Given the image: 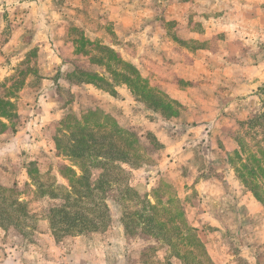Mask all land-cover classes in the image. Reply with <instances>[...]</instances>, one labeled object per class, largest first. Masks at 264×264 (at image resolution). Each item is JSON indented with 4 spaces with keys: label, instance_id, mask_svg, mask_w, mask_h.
Segmentation results:
<instances>
[{
    "label": "rangeland",
    "instance_id": "374dc122",
    "mask_svg": "<svg viewBox=\"0 0 264 264\" xmlns=\"http://www.w3.org/2000/svg\"><path fill=\"white\" fill-rule=\"evenodd\" d=\"M0 83L17 113L0 186L26 202L0 213V264H264V205L235 153L264 148V0H0ZM83 166L105 173L109 210L56 234L50 208Z\"/></svg>",
    "mask_w": 264,
    "mask_h": 264
},
{
    "label": "trees",
    "instance_id": "16d2710c",
    "mask_svg": "<svg viewBox=\"0 0 264 264\" xmlns=\"http://www.w3.org/2000/svg\"><path fill=\"white\" fill-rule=\"evenodd\" d=\"M10 97L7 95L6 84L0 83V133L4 132L8 127L5 120H10L17 116L14 103L10 100ZM260 117L264 119V111ZM115 130L119 139V142L115 145L117 155L123 159H128L123 161L130 162L131 157L129 153L138 148V143H136L137 138L134 133L122 129L117 124ZM95 141L96 134L89 133L88 140L80 138L76 141V145L88 148L89 142ZM94 147L99 148L97 145H94ZM235 153L240 162V165L236 167L239 177L264 205V148L261 151L262 154L258 155L259 153L257 154L252 151L247 152L242 145ZM244 154H246V157L243 156ZM91 161L90 163L104 164L102 160ZM82 172L79 176L74 173L69 186L63 191L62 201L50 208L49 218L52 222L51 224L56 229V234L58 230L63 234H80L83 230L98 229L102 225L104 215L109 210L104 197L100 195L101 188L103 189L108 183L105 173L101 172L96 180H92L85 166H83ZM126 173V170L117 163L115 166V183L117 184L122 179L126 181ZM123 187L126 193H130L136 199L139 197L128 184L125 183ZM60 188L62 187L57 186L55 188L56 191L52 188L51 192L54 195H58L60 193L57 190ZM3 191L6 194L7 190L0 186L1 215L2 213L9 214L10 217H14L15 214L19 215L20 213L25 215L26 202L20 200V197L10 198L8 195H4ZM90 215H92V218H90Z\"/></svg>",
    "mask_w": 264,
    "mask_h": 264
}]
</instances>
